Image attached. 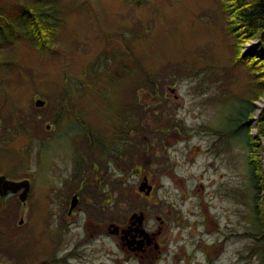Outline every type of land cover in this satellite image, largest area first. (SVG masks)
I'll use <instances>...</instances> for the list:
<instances>
[{
    "label": "rangeland",
    "instance_id": "rangeland-1",
    "mask_svg": "<svg viewBox=\"0 0 264 264\" xmlns=\"http://www.w3.org/2000/svg\"><path fill=\"white\" fill-rule=\"evenodd\" d=\"M59 5L64 25L49 51L0 42V175L30 181L25 203L0 197V264H264L256 177L234 120L252 100L256 137L264 93L253 100V76L232 60L220 0ZM116 44L113 61L104 50ZM120 56L156 86L132 91L129 76L111 71ZM144 177L149 195L138 191ZM133 212L157 237L140 259L108 232Z\"/></svg>",
    "mask_w": 264,
    "mask_h": 264
},
{
    "label": "trees",
    "instance_id": "trees-1",
    "mask_svg": "<svg viewBox=\"0 0 264 264\" xmlns=\"http://www.w3.org/2000/svg\"><path fill=\"white\" fill-rule=\"evenodd\" d=\"M10 1L7 5L0 7V42H2V46L5 48L8 43H14V40L22 39L38 52H47L52 49V45L58 37V32L64 25V19L59 5L60 0ZM126 1L140 7L145 0ZM220 9L223 15L225 31L230 37V42L233 47L232 60L235 63H244L247 66L248 73L253 76V84L258 86V91H256L253 100H258L264 93V0H220ZM10 37H14V39L10 40ZM254 40L256 41L254 45L255 51L248 52L244 50L245 44ZM118 47L116 44L113 46V50H104V52H110L112 60L115 61V57L118 56ZM122 49L133 60V54L130 53L133 49L130 50L127 47H123ZM121 58L123 59V65L120 64L121 67L117 69L115 65H112L114 67L111 71L115 72L118 78L129 76L131 78L130 86L132 91H136L137 88H142V84L145 83V87H152L153 84L156 86L154 83L156 78L149 71L140 68L138 72L135 63L125 64V57ZM109 60L103 62L104 71L109 66ZM3 65H7V63L0 59V70H2ZM136 70L137 72H135ZM104 71H101L100 78L105 77L102 74ZM120 75H123V77H119ZM75 91H78V89ZM249 103L250 106L246 107L244 111H241L239 116H236L234 120L238 129L245 130L247 137L251 172L256 177L254 183L257 191L255 193L254 204L258 213L261 214V220L259 219L258 226L255 227V237L258 240L264 241V196L262 195L264 192V177L262 176V167L259 161L262 150L260 140L264 139V106L257 118V136L255 137L250 134L251 126L249 125V117L253 114L254 107L252 100ZM131 106L129 105V107ZM64 108L66 106H62L61 110L64 111ZM131 121L133 122V120ZM58 122L59 119H55V123ZM131 127L133 129L137 128L135 125ZM84 131L86 132V130ZM86 135L90 142L93 143L91 135L88 132H86ZM118 151L122 152L121 150ZM117 153L115 152V155H121V153ZM78 160L79 158L77 157V160H75L76 164H78ZM92 166L93 169L97 167L95 164H92Z\"/></svg>",
    "mask_w": 264,
    "mask_h": 264
},
{
    "label": "water",
    "instance_id": "water-1",
    "mask_svg": "<svg viewBox=\"0 0 264 264\" xmlns=\"http://www.w3.org/2000/svg\"><path fill=\"white\" fill-rule=\"evenodd\" d=\"M44 104V101L41 99H36L35 105L36 106H42ZM152 190V185L149 184L148 179L146 177L143 178V180L140 182L138 185V191L143 192L145 195H149ZM30 192V181L28 178H23L20 180H14V179H9L5 175H0V197H5L9 194H17L18 199L20 202L25 203L28 194ZM78 203V197L77 194H73L71 199H70V205H69V210H72ZM129 220L132 221V223H136L137 227L135 230L138 233V236L144 237L147 242H150V233H148L144 227H143V220H144V215L142 212H133ZM110 228L116 233L119 230V227L114 224H110ZM122 236L121 238H125V229L122 228L121 230ZM129 243L134 242L135 235L131 236V239H129ZM141 240H137L136 242H141ZM140 244V243H139Z\"/></svg>",
    "mask_w": 264,
    "mask_h": 264
},
{
    "label": "flooded vegetation",
    "instance_id": "flooded-vegetation-1",
    "mask_svg": "<svg viewBox=\"0 0 264 264\" xmlns=\"http://www.w3.org/2000/svg\"><path fill=\"white\" fill-rule=\"evenodd\" d=\"M67 213L69 215L73 214V210H69L67 211ZM137 227V224L136 223H132V221H128L126 227H125V234H126V237L125 238H121L122 236V233L120 230H118V232H114L112 230V228H109L108 229V232L110 233H113L114 235H117L120 239V244H121V249L123 251H125L126 253H128V256L129 257H137V258H141L143 257L144 255L148 256L150 254V248L151 246L154 245L155 248H157V237H155V235L153 233H150V242H147V240L142 237V236H138V233L135 228ZM135 235V239L134 242L132 243H129V239H131V236H134ZM141 242H136L137 240H141ZM156 243V244H155Z\"/></svg>",
    "mask_w": 264,
    "mask_h": 264
},
{
    "label": "bare ground",
    "instance_id": "bare-ground-1",
    "mask_svg": "<svg viewBox=\"0 0 264 264\" xmlns=\"http://www.w3.org/2000/svg\"><path fill=\"white\" fill-rule=\"evenodd\" d=\"M254 46V45H253ZM252 46V47H253ZM261 101V102H260ZM260 104H257V109L260 110L262 108V106L264 105V96L260 99Z\"/></svg>",
    "mask_w": 264,
    "mask_h": 264
}]
</instances>
